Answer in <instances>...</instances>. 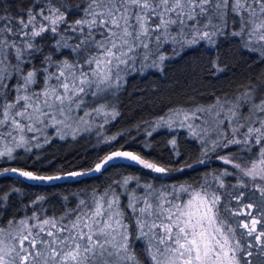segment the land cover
<instances>
[{
	"label": "snow or ice",
	"instance_id": "6c2138e0",
	"mask_svg": "<svg viewBox=\"0 0 264 264\" xmlns=\"http://www.w3.org/2000/svg\"><path fill=\"white\" fill-rule=\"evenodd\" d=\"M231 44L264 66V0H0V159L90 133L111 145L117 137L102 130L120 116L129 77L162 73L203 46L213 56L205 79L219 80ZM210 97L169 108L145 133L186 130L203 154L195 165L170 169L117 149L87 172L0 169L53 182L116 160L161 177L223 165L194 184L121 177L59 213L40 197L13 214L19 190L0 192V264H264V72ZM169 145L179 154L176 139Z\"/></svg>",
	"mask_w": 264,
	"mask_h": 264
},
{
	"label": "trees",
	"instance_id": "16d2710c",
	"mask_svg": "<svg viewBox=\"0 0 264 264\" xmlns=\"http://www.w3.org/2000/svg\"><path fill=\"white\" fill-rule=\"evenodd\" d=\"M79 3L80 0H73ZM230 70L227 76L216 80H206L212 53L201 46L198 50L188 51L182 58L177 57L166 61L164 71L146 70L142 75L129 77V82L120 94L117 106L120 116L107 125L106 135L117 136L111 145L98 142V138H87L81 135L78 140H53L41 149L32 153L19 152L18 159H0V169L18 168L32 170L38 175H64L74 171H89L101 157L117 149L129 150L141 154L144 158L170 169L196 164L202 157L200 145L191 140L186 130H178L173 134L167 129L153 131L152 136H146L150 123L168 112L173 106L184 105L195 99L200 103L210 102L211 93L234 92L236 85L246 76H257L264 72V66L253 61L247 53L241 52L238 45H225ZM171 55V53H169ZM68 54L65 53L67 58ZM177 140L179 154H174L169 141ZM116 166H107L99 173L76 179L68 178L53 182L30 181L24 177L13 175L0 176V192H11L18 189L10 197L13 205L11 212L17 214L23 204L31 203L40 197L45 198V206L59 213L65 203H74L75 199L85 191L103 189L121 177H138L141 183L151 182L163 184H194L207 171H216L223 167L220 161H209L210 169L202 165L185 168L183 172L175 171L169 176L151 172L133 165L128 161L116 160ZM159 177V178H158ZM234 182V181H233ZM137 253L142 248L137 245ZM143 260V257L141 256Z\"/></svg>",
	"mask_w": 264,
	"mask_h": 264
},
{
	"label": "rangeland",
	"instance_id": "374dc122",
	"mask_svg": "<svg viewBox=\"0 0 264 264\" xmlns=\"http://www.w3.org/2000/svg\"><path fill=\"white\" fill-rule=\"evenodd\" d=\"M106 129H107V125H105V127H104V129L102 130L103 131V133H104V136L105 137H108L107 135H106ZM84 135H86L87 136V138L89 139V138H98L94 133H90V134H84ZM81 136V135H80ZM80 136H78L76 139L78 140V138L80 137ZM115 137H117V136H115ZM70 139H72V138H70ZM75 139V140H76ZM72 140H74V139H72Z\"/></svg>",
	"mask_w": 264,
	"mask_h": 264
},
{
	"label": "water",
	"instance_id": "95a60500",
	"mask_svg": "<svg viewBox=\"0 0 264 264\" xmlns=\"http://www.w3.org/2000/svg\"><path fill=\"white\" fill-rule=\"evenodd\" d=\"M13 175H15V174H13Z\"/></svg>",
	"mask_w": 264,
	"mask_h": 264
}]
</instances>
